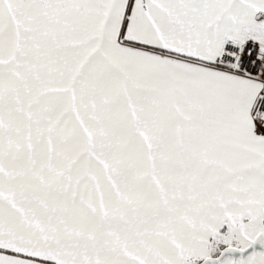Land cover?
Instances as JSON below:
<instances>
[{"label":"snow or ice","instance_id":"6c2138e0","mask_svg":"<svg viewBox=\"0 0 264 264\" xmlns=\"http://www.w3.org/2000/svg\"><path fill=\"white\" fill-rule=\"evenodd\" d=\"M0 264H264V0H0Z\"/></svg>","mask_w":264,"mask_h":264}]
</instances>
